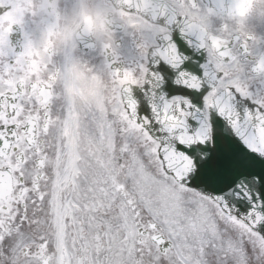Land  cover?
Returning a JSON list of instances; mask_svg holds the SVG:
<instances>
[{
	"label": "snow or ice",
	"instance_id": "obj_1",
	"mask_svg": "<svg viewBox=\"0 0 264 264\" xmlns=\"http://www.w3.org/2000/svg\"><path fill=\"white\" fill-rule=\"evenodd\" d=\"M256 0H0V264H264V35ZM22 33V43L12 36ZM84 67L106 83L74 84ZM99 72V76L96 73Z\"/></svg>",
	"mask_w": 264,
	"mask_h": 264
},
{
	"label": "clouds",
	"instance_id": "obj_2",
	"mask_svg": "<svg viewBox=\"0 0 264 264\" xmlns=\"http://www.w3.org/2000/svg\"><path fill=\"white\" fill-rule=\"evenodd\" d=\"M36 4V16L27 17L26 24L36 25L35 42L38 47H43L47 42L46 28L48 17L40 10V0H33ZM60 5L61 0H55ZM84 8L83 15L91 18L92 21V36L97 40L98 44L111 42L114 45V51L117 54L122 55L119 48H115L118 43V37L111 36L105 30L106 27L116 21V16L111 10H104L99 8L100 0H83ZM264 19V0H256V4L252 13L247 18L245 27L248 31H254L253 21H259ZM60 27L56 34L51 39V46L54 48L58 55H62L66 48L73 46V40L69 37V32L76 31V19L72 16L71 12H66L61 9ZM92 73L85 70L84 67H78L74 73V84L79 86L86 95H90L96 90L98 86H102L106 83V79L100 76L99 81L92 79ZM96 75H100L99 72Z\"/></svg>",
	"mask_w": 264,
	"mask_h": 264
},
{
	"label": "flooded vegetation",
	"instance_id": "obj_3",
	"mask_svg": "<svg viewBox=\"0 0 264 264\" xmlns=\"http://www.w3.org/2000/svg\"><path fill=\"white\" fill-rule=\"evenodd\" d=\"M73 0H61L60 8L66 12H71ZM254 31L258 34L264 35V19L253 21ZM29 31L32 33L33 39H35L36 35V25L29 23L28 24ZM13 44L17 45V50L19 51V45L22 43V33L17 32L12 36ZM118 42L121 44V50L125 56H127L129 49L132 46V38L126 37L123 35H118Z\"/></svg>",
	"mask_w": 264,
	"mask_h": 264
}]
</instances>
